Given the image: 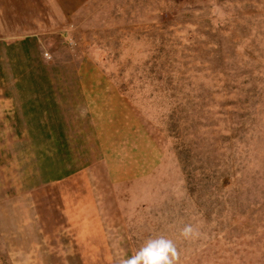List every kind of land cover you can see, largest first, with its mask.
I'll return each instance as SVG.
<instances>
[{
	"label": "rangeland",
	"instance_id": "1",
	"mask_svg": "<svg viewBox=\"0 0 264 264\" xmlns=\"http://www.w3.org/2000/svg\"><path fill=\"white\" fill-rule=\"evenodd\" d=\"M46 1L0 37V264H264V0Z\"/></svg>",
	"mask_w": 264,
	"mask_h": 264
},
{
	"label": "crops",
	"instance_id": "2",
	"mask_svg": "<svg viewBox=\"0 0 264 264\" xmlns=\"http://www.w3.org/2000/svg\"><path fill=\"white\" fill-rule=\"evenodd\" d=\"M58 3L57 0L50 1ZM46 0H0V37H26L29 35L30 24L27 22L35 21L37 27H40L42 14H45ZM59 5V3H58ZM17 30V31H15ZM71 173L63 176V179L69 178ZM89 184L93 190V176L89 174Z\"/></svg>",
	"mask_w": 264,
	"mask_h": 264
},
{
	"label": "clouds",
	"instance_id": "3",
	"mask_svg": "<svg viewBox=\"0 0 264 264\" xmlns=\"http://www.w3.org/2000/svg\"><path fill=\"white\" fill-rule=\"evenodd\" d=\"M181 235L193 239L199 232L192 225H185ZM179 260L180 254L173 240L160 236L146 241L134 255L121 259L119 264H179Z\"/></svg>",
	"mask_w": 264,
	"mask_h": 264
}]
</instances>
